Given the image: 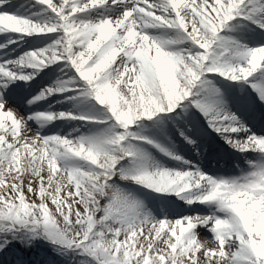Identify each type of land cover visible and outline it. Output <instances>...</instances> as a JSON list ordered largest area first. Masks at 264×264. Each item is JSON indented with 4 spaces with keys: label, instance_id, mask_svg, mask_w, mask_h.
I'll list each match as a JSON object with an SVG mask.
<instances>
[{
    "label": "snow or ice",
    "instance_id": "6c2138e0",
    "mask_svg": "<svg viewBox=\"0 0 264 264\" xmlns=\"http://www.w3.org/2000/svg\"><path fill=\"white\" fill-rule=\"evenodd\" d=\"M0 264H264V0H0Z\"/></svg>",
    "mask_w": 264,
    "mask_h": 264
}]
</instances>
